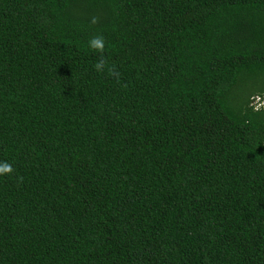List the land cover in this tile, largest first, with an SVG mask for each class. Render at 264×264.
Instances as JSON below:
<instances>
[{
    "label": "trees",
    "instance_id": "obj_1",
    "mask_svg": "<svg viewBox=\"0 0 264 264\" xmlns=\"http://www.w3.org/2000/svg\"><path fill=\"white\" fill-rule=\"evenodd\" d=\"M255 97L264 0H0V264H264Z\"/></svg>",
    "mask_w": 264,
    "mask_h": 264
},
{
    "label": "clouds",
    "instance_id": "obj_2",
    "mask_svg": "<svg viewBox=\"0 0 264 264\" xmlns=\"http://www.w3.org/2000/svg\"><path fill=\"white\" fill-rule=\"evenodd\" d=\"M90 24H97L99 23V18L96 16H93L90 21ZM87 47L89 48L90 51H92L94 54L97 55V61L93 64V69L97 73H103L107 69V73L109 76L114 77L117 79V82H119V77L120 73L119 71L115 68V66H108V61L107 58L104 55V50H105V40L102 35H95L91 37L88 42H87ZM255 99H258L255 101ZM251 105L255 108H264V99L260 97H255ZM13 171L12 166L10 164L5 163L4 165H0V175H9ZM22 180V178H19Z\"/></svg>",
    "mask_w": 264,
    "mask_h": 264
},
{
    "label": "rangeland",
    "instance_id": "obj_3",
    "mask_svg": "<svg viewBox=\"0 0 264 264\" xmlns=\"http://www.w3.org/2000/svg\"><path fill=\"white\" fill-rule=\"evenodd\" d=\"M257 98V97H256ZM258 99H255V101H257Z\"/></svg>",
    "mask_w": 264,
    "mask_h": 264
}]
</instances>
